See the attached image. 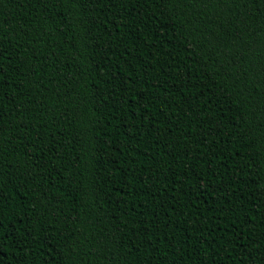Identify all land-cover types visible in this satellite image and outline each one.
<instances>
[{
    "label": "trees",
    "instance_id": "trees-1",
    "mask_svg": "<svg viewBox=\"0 0 264 264\" xmlns=\"http://www.w3.org/2000/svg\"><path fill=\"white\" fill-rule=\"evenodd\" d=\"M0 264H264V0H0Z\"/></svg>",
    "mask_w": 264,
    "mask_h": 264
}]
</instances>
